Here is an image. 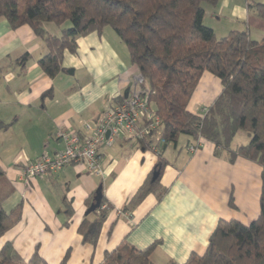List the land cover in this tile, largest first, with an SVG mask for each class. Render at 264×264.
Returning <instances> with one entry per match:
<instances>
[{"label": "crops", "instance_id": "1", "mask_svg": "<svg viewBox=\"0 0 264 264\" xmlns=\"http://www.w3.org/2000/svg\"><path fill=\"white\" fill-rule=\"evenodd\" d=\"M250 2L264 4L219 0L214 7L205 6L204 20L223 23L218 38L244 30ZM46 28L58 35L57 29ZM105 33L78 38L76 52L64 53L62 71L50 78L37 64L46 53L42 40L28 26L10 29L0 18V197L6 212L21 206L20 220L0 237V248L10 242L26 262L37 249L46 264H59L66 253L68 264H103L104 255L122 244L141 251L156 243L150 254L154 264H184L191 254L206 251L220 220L247 226L257 219L261 166L241 157L229 162L226 153L217 157L214 145L204 139L191 151L189 139L181 135L158 157L119 135L110 147L100 148V175L79 165L32 181L22 175L28 162L63 149L55 137L57 126L80 131L84 123H95L114 99L132 91L137 69ZM249 35L255 41L262 38L254 27ZM25 54L26 63H16ZM220 92L218 79L203 73L187 110L203 113ZM238 135L231 148L249 141ZM158 159L163 163L159 188L164 194L159 200L147 194L124 210ZM99 187L106 215L92 245L84 241L79 227L84 220L93 224L98 218V211H86Z\"/></svg>", "mask_w": 264, "mask_h": 264}, {"label": "trees", "instance_id": "2", "mask_svg": "<svg viewBox=\"0 0 264 264\" xmlns=\"http://www.w3.org/2000/svg\"><path fill=\"white\" fill-rule=\"evenodd\" d=\"M218 1L0 0V18L6 20L10 29L28 26L42 40L46 53L37 64L50 78L62 71L64 53L76 52L78 38L101 34L104 28H111L142 78L137 84L139 93L147 97L161 120L164 145L158 148L156 156L160 157L167 145L175 146L178 137L183 135L191 146H196L199 139L212 143L215 156L226 153L229 162L241 157L261 166L257 219L247 226L234 220H220L206 251L201 256L191 254L184 264H264V4L248 3L246 29L233 30L217 38L205 25L204 16L205 6H213ZM50 23L59 28L58 35L48 31L46 25ZM250 27L262 32L259 41L250 38ZM27 60L25 54L16 63L24 65ZM203 73L218 79L221 92L203 113L193 114L187 106ZM240 133L247 135L249 141L231 148L233 138ZM154 135L155 132L137 140L139 148L151 151ZM162 166L158 159L149 178L124 210L134 207L147 194H153L158 200L162 197L164 191L159 188ZM155 171L158 177L152 182ZM3 176L0 167V182ZM3 202L4 198L0 197V237L21 216L20 205L6 212ZM103 204L101 197L100 206L94 211H98V218L93 224L84 220L79 227L84 241L92 245L105 219ZM155 245L137 251L122 244L104 255L103 264H154L150 254ZM67 258L68 253L59 264H68ZM0 264L46 263L37 249L26 262L6 242L0 248Z\"/></svg>", "mask_w": 264, "mask_h": 264}, {"label": "built area", "instance_id": "3", "mask_svg": "<svg viewBox=\"0 0 264 264\" xmlns=\"http://www.w3.org/2000/svg\"><path fill=\"white\" fill-rule=\"evenodd\" d=\"M141 82L142 78L138 75L130 94L109 104L96 123H84L80 131L57 126L55 137L63 143V149L51 156L43 154L25 164L22 168L24 179L32 181L54 176L71 165H79L90 174L100 175V148L110 147L119 135L137 141L155 132L151 152L156 153L164 145L161 120L149 105L147 97L139 93L137 84ZM189 149L194 151L197 146H190Z\"/></svg>", "mask_w": 264, "mask_h": 264}, {"label": "rangeland", "instance_id": "4", "mask_svg": "<svg viewBox=\"0 0 264 264\" xmlns=\"http://www.w3.org/2000/svg\"><path fill=\"white\" fill-rule=\"evenodd\" d=\"M209 7L210 6H206V8H209ZM211 7H214V5L211 6ZM204 21H205L204 22L205 25L207 27L211 28L214 31L216 37L218 38V26L219 27L222 26L223 23L222 24H218L217 21H215L213 18H210V17H208V18L206 17V19ZM48 26H49V28L51 27V29H52L51 31H53V29H57V27L53 23L48 24ZM103 30H106L105 38H108L111 41V43H113L112 41H114L113 45L117 49L118 53L121 54V56H122V53H123V56L128 57V52H127L125 46L121 43V41L116 36V34L112 31V29L109 28V27H106ZM57 31H58V34H59V31H60L59 28L57 29ZM107 34H109V35H107ZM112 37H113L114 40L112 39ZM70 77H72V75H70ZM238 136H242L243 137V136H247V135L240 133ZM237 138L240 139L241 137H237Z\"/></svg>", "mask_w": 264, "mask_h": 264}, {"label": "water", "instance_id": "5", "mask_svg": "<svg viewBox=\"0 0 264 264\" xmlns=\"http://www.w3.org/2000/svg\"><path fill=\"white\" fill-rule=\"evenodd\" d=\"M68 73L72 74V71L70 70ZM126 93L127 92H125V96H126ZM157 177H158V172L157 171L153 172L151 181L152 182L155 181ZM101 197H102L101 196V188L99 187L95 192V195L93 197V202L90 204L89 208L86 211L87 215L90 213H93L95 210L98 209V207L100 206Z\"/></svg>", "mask_w": 264, "mask_h": 264}]
</instances>
